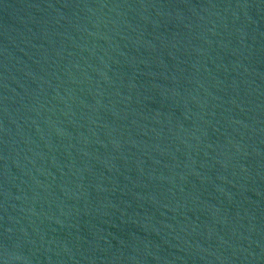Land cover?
Here are the masks:
<instances>
[{
  "label": "water",
  "instance_id": "95a60500",
  "mask_svg": "<svg viewBox=\"0 0 264 264\" xmlns=\"http://www.w3.org/2000/svg\"><path fill=\"white\" fill-rule=\"evenodd\" d=\"M264 0H0V264H254Z\"/></svg>",
  "mask_w": 264,
  "mask_h": 264
}]
</instances>
